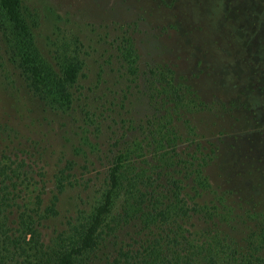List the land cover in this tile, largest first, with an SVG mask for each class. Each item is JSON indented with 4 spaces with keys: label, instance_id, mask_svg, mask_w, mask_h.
<instances>
[{
    "label": "rangeland",
    "instance_id": "obj_1",
    "mask_svg": "<svg viewBox=\"0 0 264 264\" xmlns=\"http://www.w3.org/2000/svg\"><path fill=\"white\" fill-rule=\"evenodd\" d=\"M21 13L26 33L0 8V163L23 158L21 171L30 173L17 178L23 190L11 217L40 214L57 182V214L42 216L40 236L50 245L67 235L78 211L88 213L97 201L113 143L142 138L146 122L169 115L180 154L187 160L202 147L221 194L212 218L202 212L193 221L225 236L222 243L232 237L252 247L264 264V0H21ZM125 49L135 53V65ZM72 55L81 68L61 106L49 89ZM25 56L43 69L41 96L17 66ZM150 67L177 89L174 100L155 92ZM154 149L140 155L155 163ZM185 160L176 173L190 187ZM125 200L120 190L112 234L80 264H106L118 248L145 238L140 219L123 215Z\"/></svg>",
    "mask_w": 264,
    "mask_h": 264
},
{
    "label": "trees",
    "instance_id": "obj_2",
    "mask_svg": "<svg viewBox=\"0 0 264 264\" xmlns=\"http://www.w3.org/2000/svg\"><path fill=\"white\" fill-rule=\"evenodd\" d=\"M0 8L15 30L26 33L21 0H0ZM130 52L125 49L122 54L132 66L135 65L136 55ZM17 66L28 89L41 96L45 88L42 67L34 63L30 56L21 57ZM80 68L77 56L65 57L60 75L49 89L54 102L61 106L69 104V89L76 83ZM148 74L151 76L150 82L155 85V92L163 93L169 101L175 99L173 93L177 94V89L168 82L163 84V76L158 71L150 67ZM157 121L146 122L142 130L144 137L124 141L121 147H118L117 141L113 143L111 160L97 201L88 213L78 211L67 235H58L50 245H44L41 241L40 222L42 216L57 214V193L63 190V185L56 182L57 193L52 196L50 205L43 209L40 196L36 197L38 208L42 210L40 214L25 210L11 217L14 214L12 204L15 193L23 190L17 178L30 173L21 171L18 161L24 162L23 158L7 157L9 165L0 163V264H80L84 255L99 248L112 234L116 224L112 209L120 190L126 198L123 215L127 217L131 213L132 217L140 219L145 238L139 240L137 245L118 248L106 264L263 262L252 247H241L232 237L222 243L225 236L210 234L193 221L194 215L202 212L207 219L212 218V212L221 199L206 171L210 157L200 147L187 155L185 160L178 149L179 135L173 131V118L168 115L162 121ZM150 145L155 146L154 151L158 154L155 163L154 158L140 155ZM184 160L194 177L190 187L176 173L179 165H185ZM30 164L36 165L34 162ZM208 192L214 193L215 197L210 201L202 200V196Z\"/></svg>",
    "mask_w": 264,
    "mask_h": 264
}]
</instances>
